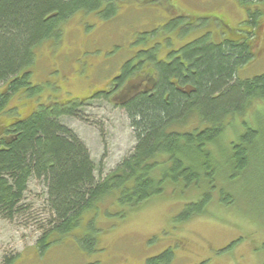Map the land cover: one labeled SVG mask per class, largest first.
I'll return each mask as SVG.
<instances>
[{
	"label": "rangeland",
	"instance_id": "obj_1",
	"mask_svg": "<svg viewBox=\"0 0 264 264\" xmlns=\"http://www.w3.org/2000/svg\"><path fill=\"white\" fill-rule=\"evenodd\" d=\"M110 2L116 7L112 18L78 11L63 23L60 39L46 40L37 47L31 82L39 89L33 94L21 91L13 95L9 108L16 107L15 112L2 114L0 126L8 124L14 114L25 117L40 105L58 109L60 104L96 94L123 60L138 59L144 49L156 46L152 54L160 57L163 51L176 50L207 33L219 42L248 19L246 7L237 0ZM262 19L261 41L257 43L260 53L239 70L241 79L264 73V16ZM200 100L206 104L208 99L201 95ZM196 111H189L173 128L192 132L210 125ZM80 112V119L63 116L59 120L84 140L97 165V177H104L137 144L131 117L104 97L89 101ZM244 120L260 131L261 143L257 139L256 144L264 147V103L253 101L245 114L242 111L224 120V136L216 151L228 152L226 158L231 155V143L246 131ZM214 159L224 163L218 155ZM253 162L243 178L231 180L226 166L219 175L215 173L218 190L213 191V204L206 214L180 219L185 206L199 200L205 185L186 187L182 182H167L162 194L135 211L127 212L109 196L102 198L73 232L54 234L46 249L36 244L48 229L47 187L33 179L24 199L26 211L12 220H0V264L16 255L9 264H145L169 250V264H264V163ZM220 189L227 199L229 194L233 196L229 203L219 200ZM89 233L97 239L93 248L78 242V237Z\"/></svg>",
	"mask_w": 264,
	"mask_h": 264
},
{
	"label": "trees",
	"instance_id": "obj_2",
	"mask_svg": "<svg viewBox=\"0 0 264 264\" xmlns=\"http://www.w3.org/2000/svg\"><path fill=\"white\" fill-rule=\"evenodd\" d=\"M110 1L0 0V116L15 112L16 107L9 108L13 95L21 91L33 94L39 89L31 82L37 47L46 40L60 39L63 23L78 11L112 18L116 7ZM237 1L246 7L248 19L219 42L207 33L187 44L181 52L188 69L179 61L162 68L156 65L161 80L157 96L142 97L128 105L137 144L108 175L97 177V165L87 144L59 120L63 116L83 117L80 108L84 101L60 104L58 109L40 105L25 117L14 114L8 124L0 126V220H12L26 211L25 195L35 179L46 184L49 209L48 229L36 244L41 249L51 245L54 234L73 232L102 198L109 196L127 212L135 211L162 194L167 182H182L186 187L205 185L199 200L188 203L180 214L181 220L188 221L206 214L213 204V191L218 190L215 173L219 175L222 166L230 168L232 180L243 178L252 160L253 165L263 164L264 147L256 144L257 139L261 143L260 131L248 120L243 122L245 133L231 143L229 158L228 152L216 151L221 144L218 140L224 136V120L242 111L245 114L253 101L264 103V73L239 77V70L260 53L257 43L263 30L264 0ZM155 49L141 52L153 67ZM132 65H128L129 70ZM174 76L191 82L195 93L187 96L174 91L169 82ZM165 92H169L167 101ZM201 95L208 99L206 104ZM193 109L210 125L192 132L175 130L173 127ZM214 155L224 163L215 162ZM230 197L227 199L224 189L219 190L221 202L229 203ZM78 242L93 248L97 239L89 233L78 237ZM17 256L6 258L5 264ZM171 258L169 250L145 264H169Z\"/></svg>",
	"mask_w": 264,
	"mask_h": 264
},
{
	"label": "flooded vegetation",
	"instance_id": "obj_3",
	"mask_svg": "<svg viewBox=\"0 0 264 264\" xmlns=\"http://www.w3.org/2000/svg\"><path fill=\"white\" fill-rule=\"evenodd\" d=\"M186 45L176 50L163 51L160 57L156 56L154 67L150 66L148 60L143 58L141 53L134 61L123 60L122 64L117 67L118 70L108 78L107 83L96 94L91 95L93 97L91 99L104 97L109 103L117 108H123L128 114V105L133 104L137 99L157 96L161 82L159 71L156 69L157 64L162 68L163 65L170 66L179 61L183 67L189 68V64L184 60V54L181 52ZM140 57L142 60L144 59L143 63ZM130 63L133 64L131 70L128 69ZM184 75L187 76V74ZM169 82L174 91L183 95L191 96L196 91L191 82H183L177 76L172 77ZM91 96L84 100H90ZM168 96L169 92H165V101L168 100Z\"/></svg>",
	"mask_w": 264,
	"mask_h": 264
}]
</instances>
